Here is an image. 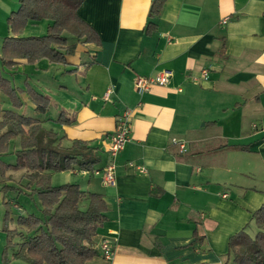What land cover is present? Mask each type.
Segmentation results:
<instances>
[{
  "label": "crops",
  "instance_id": "1",
  "mask_svg": "<svg viewBox=\"0 0 264 264\" xmlns=\"http://www.w3.org/2000/svg\"><path fill=\"white\" fill-rule=\"evenodd\" d=\"M150 4L84 0L77 13L99 44H77L65 63L41 58L7 70L17 86L27 79L49 96L64 123L59 114L42 118L43 126L64 136V146L88 141L97 167L110 161L107 136L129 110L114 185L68 170L107 204L98 255L86 264H232L230 237L251 226L264 202V0H163L155 15ZM17 7L18 0H0V45L12 35L7 17ZM164 70L167 84L134 87L137 76ZM201 70L208 79L194 82ZM4 210L0 190V264ZM103 239L110 259L101 254Z\"/></svg>",
  "mask_w": 264,
  "mask_h": 264
},
{
  "label": "trees",
  "instance_id": "2",
  "mask_svg": "<svg viewBox=\"0 0 264 264\" xmlns=\"http://www.w3.org/2000/svg\"><path fill=\"white\" fill-rule=\"evenodd\" d=\"M83 1L18 0L17 9L7 17L12 35L4 37L0 45V190L6 234L2 264H10L13 259L25 264H86L98 255L95 236L107 220L102 194L86 191L75 182L53 185L50 175L73 168L88 172L102 168L96 165L99 157L88 141L73 139L64 146V136L44 127L42 119L19 112L25 104L22 93L36 114L48 111L49 96L27 79L21 87L6 76L13 64H32L41 58L65 63L68 56L76 53L77 44H99L95 29L77 13ZM162 2L151 0L149 15L157 14ZM42 19L49 21L45 34L22 35L28 22ZM2 95L8 98L11 108L3 106ZM61 117L62 114L56 121L64 123ZM13 139H18L19 148L14 150L16 159L10 163L2 156L9 152ZM7 170H24L25 182L14 183L8 175L4 177ZM22 192L37 195L40 215L19 212L16 225L8 227L14 208H18L16 196ZM252 219L256 227L253 236L243 228L229 239L232 264H264V202L252 213Z\"/></svg>",
  "mask_w": 264,
  "mask_h": 264
},
{
  "label": "rangeland",
  "instance_id": "3",
  "mask_svg": "<svg viewBox=\"0 0 264 264\" xmlns=\"http://www.w3.org/2000/svg\"><path fill=\"white\" fill-rule=\"evenodd\" d=\"M48 22L49 21L46 19H42L36 23L28 22L25 25L22 33H24L25 36L26 35H35V36L43 35L47 31ZM79 44H83V43H79ZM83 52H85V49H83ZM6 76L11 78L12 82L14 84L18 83L17 82L18 78L13 79L12 75L9 72L6 74ZM22 99L25 101V105H23V107L21 109H18V111L24 112L26 115H31V116L38 117V118L42 119L45 116H50V117L56 116L57 117L60 114V112H55V107L53 105L50 106L49 110L45 114H36L33 112V106L30 103V101L27 99L26 94L22 95ZM1 100H2L4 107L11 108L10 102L6 96L2 95ZM45 125H47V124H45ZM18 148H19L18 139L11 140L9 152L6 155H3L2 159L6 162L13 163L16 159V155L14 153V150L18 149ZM23 173H24V170H18V171L7 170L4 177H7V175H8L10 177L9 179L11 181H13L14 183L15 182L18 183L20 181L22 183H24L25 177H23ZM81 177L83 178L84 176H81ZM81 177H80V175L74 174L68 170L54 171V172H51L50 182L53 185H59V184L66 183V182H78V184L80 185V187L82 189H84L86 191H92L91 189L85 187L83 183H81V181L83 180ZM84 180H86V179H84ZM16 201L18 203V208H16V207L14 208L13 220L9 221L8 227H14L16 225L15 217H16V214L19 212H22L23 214L33 213V214L38 215V216L40 215L41 205H40L39 199H38L36 194L30 195V194L22 192L16 196ZM255 231H256V227H255L254 223H252L251 226L248 227L247 232L251 236H253L255 234ZM14 240L17 241V238H14ZM91 259H89V260H91ZM89 260H87V261H89ZM10 264H25V263L20 259H13Z\"/></svg>",
  "mask_w": 264,
  "mask_h": 264
},
{
  "label": "built area",
  "instance_id": "4",
  "mask_svg": "<svg viewBox=\"0 0 264 264\" xmlns=\"http://www.w3.org/2000/svg\"><path fill=\"white\" fill-rule=\"evenodd\" d=\"M226 19V18H225ZM223 19V22H225ZM171 72L164 70L153 76H137L134 79V87L140 92L147 90L152 85H165L169 82ZM199 79L207 80L208 71L201 70L198 76H193L192 80L197 82ZM112 96V90L107 89L103 94V99L110 100ZM130 114L129 110L122 112L116 119L115 129L107 136L106 152L110 161L106 163L102 168L95 169L93 172L100 176L103 185L115 184V164L114 158L122 151L125 143L129 140L130 126H129ZM178 148L180 151L185 150V144L178 142ZM226 196V194H223ZM101 254L104 258L110 259L112 256V245L106 239H103L100 244Z\"/></svg>",
  "mask_w": 264,
  "mask_h": 264
}]
</instances>
